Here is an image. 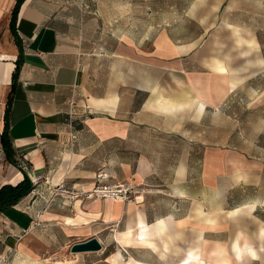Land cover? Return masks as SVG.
Segmentation results:
<instances>
[{"label":"crops","instance_id":"1","mask_svg":"<svg viewBox=\"0 0 264 264\" xmlns=\"http://www.w3.org/2000/svg\"><path fill=\"white\" fill-rule=\"evenodd\" d=\"M16 1L0 0V137L7 129L15 161L0 140V187L26 174L77 190L101 180L145 193L130 202L56 197L49 206L27 194L0 212V258L40 264L43 251L95 237L116 264H264L263 156L230 135L206 141L197 131L209 116L229 117L232 102L264 109V56L253 63L247 43L260 45L257 32L199 22L193 37L173 40L164 29L140 40L117 29L115 48L95 67L54 0H24L10 26ZM229 26L243 31L244 45L214 44ZM218 52L238 56L213 61ZM45 186L37 188L47 195Z\"/></svg>","mask_w":264,"mask_h":264},{"label":"rangeland","instance_id":"2","mask_svg":"<svg viewBox=\"0 0 264 264\" xmlns=\"http://www.w3.org/2000/svg\"><path fill=\"white\" fill-rule=\"evenodd\" d=\"M222 2L224 4L219 9ZM54 4L57 12L72 22V27L76 29L78 46L86 52L89 51L90 56L95 54L91 59L95 67H101V52L107 54L108 51L111 54L115 48L118 38L117 29L129 34L135 30V38H137L136 34L142 35L140 40L151 39L167 29L168 34L175 40L182 36L193 37L200 28L199 22H205L207 27L213 28L224 26L221 24L223 21H231L236 25L246 23L253 32H257L262 46L261 52L260 45L257 47L254 40L251 44L247 41L252 46L253 63L260 59L261 55L264 56V0H54ZM223 10H227V14L222 15ZM229 28L228 32L219 31L216 36L211 35L214 44L244 45L243 31L238 29L239 31L235 32L232 26ZM74 41L75 38L72 39L73 44ZM151 44V42L145 43L142 51H151ZM212 55L213 61L223 63L224 58L232 59L233 55L238 56V54L221 52ZM107 60L105 57V64ZM233 63L235 66L239 64L237 60H233ZM108 66H114L111 59ZM257 83L259 81L254 80L253 84ZM254 95L255 92L253 97ZM257 102L258 100L232 102L227 109L229 117H207L204 133L202 129H197L198 133L206 141H211L216 136H221L224 140L230 135V144L249 153L261 154L264 158V150L260 151L254 145V142H260L264 148V109L250 108L251 103L255 105ZM192 131L195 134L196 130ZM110 251L111 249H107L75 254L71 253L69 248L46 250L42 252L36 263L116 264L113 258L105 261Z\"/></svg>","mask_w":264,"mask_h":264},{"label":"built area","instance_id":"3","mask_svg":"<svg viewBox=\"0 0 264 264\" xmlns=\"http://www.w3.org/2000/svg\"><path fill=\"white\" fill-rule=\"evenodd\" d=\"M76 104L73 101L69 102V113L67 114L68 126L71 139L74 140L75 135L73 133V122L75 113ZM99 179H103V176H99ZM32 190L28 193L32 198L43 200L45 206H49L56 197H62L66 200H74L78 198H96L102 200H113L120 202H130L136 198V196L145 193L143 187L137 185H131L127 183L113 182V183H104L101 180L90 190H77L73 188H67L63 183L57 185H51L46 179L38 176L31 180ZM44 183L46 186V194L43 190H39L37 187L39 184ZM40 222L36 220L35 226H39ZM8 258H0V264H7Z\"/></svg>","mask_w":264,"mask_h":264},{"label":"trees","instance_id":"4","mask_svg":"<svg viewBox=\"0 0 264 264\" xmlns=\"http://www.w3.org/2000/svg\"><path fill=\"white\" fill-rule=\"evenodd\" d=\"M24 0H17L16 4L11 13V22L12 26L13 20L18 12V9L21 3ZM15 76V73L14 75ZM9 111V106L6 108V115ZM2 150L4 151L6 161L15 165L13 159L12 147L7 134V129H5L0 137ZM32 184L28 176L24 174V178L15 185L5 184L0 187V212L5 211L6 209L12 207L20 201L24 196H26L32 190Z\"/></svg>","mask_w":264,"mask_h":264},{"label":"water","instance_id":"5","mask_svg":"<svg viewBox=\"0 0 264 264\" xmlns=\"http://www.w3.org/2000/svg\"><path fill=\"white\" fill-rule=\"evenodd\" d=\"M102 245L95 237L88 238L87 240L75 242L69 247L71 253H87L101 251Z\"/></svg>","mask_w":264,"mask_h":264},{"label":"bare ground","instance_id":"6","mask_svg":"<svg viewBox=\"0 0 264 264\" xmlns=\"http://www.w3.org/2000/svg\"><path fill=\"white\" fill-rule=\"evenodd\" d=\"M248 43H249V42H248ZM93 99H94V98H93ZM94 101H95V100H94ZM96 101H97V100H96ZM100 101H101V100H100ZM100 101H99V102H100ZM110 102H111V101H110ZM99 104H100V103H99ZM97 105H98V104H97ZM199 109H202V106H201V105L199 106ZM198 112H199V111H198ZM123 264H124V263H123Z\"/></svg>","mask_w":264,"mask_h":264}]
</instances>
